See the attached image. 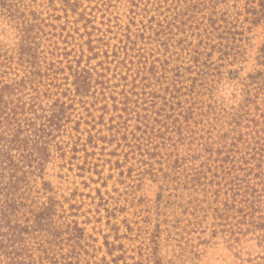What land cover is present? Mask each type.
<instances>
[{"label":"rangeland","instance_id":"1","mask_svg":"<svg viewBox=\"0 0 264 264\" xmlns=\"http://www.w3.org/2000/svg\"><path fill=\"white\" fill-rule=\"evenodd\" d=\"M257 3L0 0V81L59 114L16 194L45 264H264Z\"/></svg>","mask_w":264,"mask_h":264},{"label":"trees","instance_id":"2","mask_svg":"<svg viewBox=\"0 0 264 264\" xmlns=\"http://www.w3.org/2000/svg\"><path fill=\"white\" fill-rule=\"evenodd\" d=\"M257 1L258 7L251 6L249 10L255 14L256 21H264V0ZM81 79L78 88L87 85V81ZM17 85L0 81V264H45L49 259L48 248L42 244L36 255L28 244L27 235L42 225L51 213L52 204L34 214L35 226L23 223L16 194L21 181L26 179L19 175L22 167L26 163L29 166L40 164L59 114L54 105L50 112L42 107L44 113L38 114L33 103L28 107L17 95ZM28 110L34 117H26Z\"/></svg>","mask_w":264,"mask_h":264}]
</instances>
